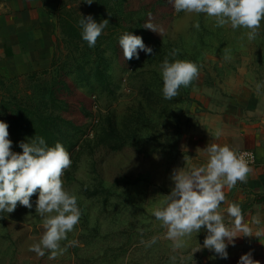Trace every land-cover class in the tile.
<instances>
[{
    "label": "rangeland",
    "instance_id": "1",
    "mask_svg": "<svg viewBox=\"0 0 264 264\" xmlns=\"http://www.w3.org/2000/svg\"><path fill=\"white\" fill-rule=\"evenodd\" d=\"M60 2L86 16L95 0L91 5ZM111 5L122 20L115 19L98 38L99 60L94 51L73 49L57 27L53 57L58 64L46 69L47 75L28 80L34 72L27 68L18 76L0 71V77L21 78L1 88V97L12 98L14 92L26 100L32 95L40 107L54 83L67 84L47 106L46 115L57 132L50 146L60 142L70 153L72 164L62 179L82 212L54 257L50 250L44 256L30 250L44 232L43 218L35 211L37 195L31 198L32 209L18 203L13 213H0V264H238L250 251L264 264V239L256 237L251 226L253 236L235 238L234 246L227 248L228 258L220 259L209 249L198 250L206 231L193 233L184 248L175 249L167 229L152 214L174 187L173 170L192 169L184 143L188 134L208 124L210 110L224 111L226 103L227 110L244 107L252 97L264 102V22L250 41L246 29L217 27L215 18L204 14L176 13L171 0H111ZM197 21L199 30L193 27ZM148 22L158 32L145 29ZM129 31L142 36L153 52L141 51L139 59L125 60L118 41ZM175 49L179 54L172 56ZM225 54L231 59H224ZM165 58L200 66L198 78L172 100L162 96L160 65ZM5 59L0 56V65L16 66ZM78 63L85 66L84 72H78ZM98 64L105 83L98 78ZM26 126L22 121L20 128ZM35 137L30 128L21 129L14 140L19 144ZM218 211L231 227L226 207ZM154 236L157 243L151 247L141 243ZM71 240L78 245L68 246Z\"/></svg>",
    "mask_w": 264,
    "mask_h": 264
},
{
    "label": "clouds",
    "instance_id": "2",
    "mask_svg": "<svg viewBox=\"0 0 264 264\" xmlns=\"http://www.w3.org/2000/svg\"><path fill=\"white\" fill-rule=\"evenodd\" d=\"M91 5L94 0H83ZM176 13L204 14L215 18L217 27L231 26L233 30L246 29L247 38L255 40L264 22V0H171ZM109 21L97 22L91 15L79 20L81 38L89 48H94ZM193 27L200 28L199 21ZM145 29L158 32L156 26L148 22ZM119 46L125 60L139 59L140 52L151 54L153 48L144 43L143 37L125 32L119 38ZM179 54L175 49L172 56ZM224 59L231 57L225 54ZM200 66L189 60L167 58L160 65L163 81L162 96L172 100L198 78ZM9 124L0 120V213H13L17 205L33 208L31 198L37 195L35 211L43 218L44 232L39 242L30 250L39 256L50 250L54 257L62 251L60 242L67 240L68 233L79 223L82 212L76 195L64 187L62 176L72 160L62 143L49 146L43 137H35L29 142H20L22 152L12 150L13 141L9 138ZM220 133H217L219 136ZM208 159L204 166L191 170L174 169L171 180L174 187L161 207L155 208L153 216L167 229V238L173 241L175 249L184 248L186 238L193 233L206 231L201 247L213 251L220 259H227L229 244L235 238L253 236L250 227L244 223L242 209L233 203L227 208V215L233 218L231 227L218 211L225 201L224 188L235 187L237 182L246 183L251 172V153L239 154L231 146L211 144L206 147ZM2 218V217H0ZM260 233H257L258 237ZM157 237L141 241L147 247L157 243ZM77 240L69 241L68 246H77ZM174 260L175 257H172ZM238 264H259L252 252L243 254Z\"/></svg>",
    "mask_w": 264,
    "mask_h": 264
},
{
    "label": "crops",
    "instance_id": "3",
    "mask_svg": "<svg viewBox=\"0 0 264 264\" xmlns=\"http://www.w3.org/2000/svg\"><path fill=\"white\" fill-rule=\"evenodd\" d=\"M59 2L0 0V56L6 58V63L17 62L14 68L1 64L0 71L18 76L26 68L27 72H37L51 67ZM224 107L221 112L210 110L213 114L208 124L188 134L185 149L191 154L192 168L206 164V147L211 144H227L238 153L250 150L256 154L257 163L250 167L247 182L225 187L221 206L227 209L233 203L239 204L244 223L264 239V102L252 97L244 107L230 106L227 110V103Z\"/></svg>",
    "mask_w": 264,
    "mask_h": 264
},
{
    "label": "trees",
    "instance_id": "4",
    "mask_svg": "<svg viewBox=\"0 0 264 264\" xmlns=\"http://www.w3.org/2000/svg\"><path fill=\"white\" fill-rule=\"evenodd\" d=\"M80 1L84 3L83 0ZM66 5L67 4H63L62 2H60L57 11V27L60 30L61 35L68 41V44L71 47L74 46L73 49L75 48L76 51H94L96 59L99 60V42L101 40L99 41L97 39L96 46L94 48H89L87 42L83 41L81 38V28L79 26V20L84 15H78L77 13H75L76 10L74 8L69 9ZM92 8L93 9H91V11L88 12L87 15L84 17L91 15L97 22L107 19L109 21V26L113 25L112 22H114L115 19L119 20L121 18L118 15L116 6L113 7L111 5V0H95V3ZM116 23H118V21ZM55 58L56 57L54 56L50 69L56 68V65L58 64ZM77 68L78 72L85 71V66L81 65V63H78ZM48 72L49 70H45L43 72H34L32 74L27 75L26 78H28V80H37L38 76L47 75ZM97 75L100 80H102L104 83L106 82L107 77L101 71L100 64H98ZM67 76H69V74H67ZM20 80V77H16L13 79L0 77V89L9 85L16 84ZM60 87L67 88L68 86L66 83H64V81H59L57 83H54L51 91L50 89H48L44 92L45 96L43 98V107H40L36 103L37 101L32 95L26 96V100H19L17 94H15L13 91V93L9 95L12 96V98H7L5 95H3L2 97L0 96V120H4L9 124V138L13 141V151L22 152V149L18 146V142L14 140V136L16 135V133H19L21 129L27 130L30 128L34 135H38V137H43L49 146L53 143V141L55 140V135L57 133H55V122L52 123L50 121V115H46V109L47 106L51 107L55 102L56 94L60 93L61 91ZM35 103L36 108L34 105ZM24 120H26L30 126L33 125L34 121V126H26L25 128H20L21 122ZM35 196L36 195H33L32 198H34Z\"/></svg>",
    "mask_w": 264,
    "mask_h": 264
},
{
    "label": "built area",
    "instance_id": "5",
    "mask_svg": "<svg viewBox=\"0 0 264 264\" xmlns=\"http://www.w3.org/2000/svg\"><path fill=\"white\" fill-rule=\"evenodd\" d=\"M243 153H251V157L249 158V166L250 167L255 166L257 163L256 154L250 150H244V151L240 152L239 154H243Z\"/></svg>",
    "mask_w": 264,
    "mask_h": 264
}]
</instances>
